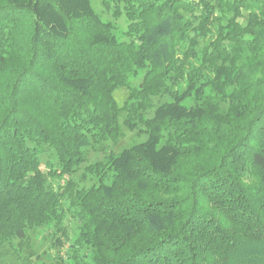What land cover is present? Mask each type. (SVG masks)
Masks as SVG:
<instances>
[{"label":"trees","instance_id":"obj_1","mask_svg":"<svg viewBox=\"0 0 264 264\" xmlns=\"http://www.w3.org/2000/svg\"><path fill=\"white\" fill-rule=\"evenodd\" d=\"M102 5L119 37L90 0H0V249L40 227L66 238L71 214L58 264H264V0ZM121 114L146 139L80 187L70 176L121 138Z\"/></svg>","mask_w":264,"mask_h":264},{"label":"rangeland","instance_id":"obj_2","mask_svg":"<svg viewBox=\"0 0 264 264\" xmlns=\"http://www.w3.org/2000/svg\"><path fill=\"white\" fill-rule=\"evenodd\" d=\"M103 0H90L91 6L96 15L101 21L108 23L110 22L114 26V32L119 37L125 30L126 22L124 18L115 19L108 11H106L102 5ZM204 40H200V47L204 45ZM144 76V71L139 70L135 73V76L128 79V83L137 88ZM129 97V92L124 87H119L114 92V98L119 107H122ZM170 98L167 94H160L159 96L153 97L152 103L155 106L169 101ZM190 101L188 105H192ZM153 109L146 113V117L150 118ZM124 122V115L121 114L119 118L121 138L116 142L106 141L100 145L92 146L85 150V161L82 162L78 168L70 176L80 187L88 188L92 185H97V179L93 175L86 172L87 166L101 163L105 165L110 155H117L122 149L129 148L130 146L137 144L146 139V135L141 132L142 128H127ZM52 157V158H51ZM49 153H46L40 157L42 165L40 169L45 171V163L47 161L54 163V157ZM180 164H183L180 162ZM187 168L180 166L178 172L182 175L185 174ZM186 176V175H185ZM67 179V176H66ZM53 178L50 183L54 189L57 186L62 185L65 180ZM106 184L111 182L110 176L104 179ZM79 223L71 215L66 214L63 222V228L66 231V238L60 236L59 232H56L53 227H40L30 230L27 233L28 239L24 242V245L15 246L10 248L8 246L0 249V264H58L60 258L64 257L68 245L74 242L78 235Z\"/></svg>","mask_w":264,"mask_h":264}]
</instances>
